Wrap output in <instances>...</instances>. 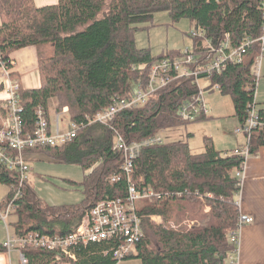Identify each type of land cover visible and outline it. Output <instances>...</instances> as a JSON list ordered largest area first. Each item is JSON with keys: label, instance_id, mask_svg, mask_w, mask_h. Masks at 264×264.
I'll list each match as a JSON object with an SVG mask.
<instances>
[{"label": "trees", "instance_id": "1", "mask_svg": "<svg viewBox=\"0 0 264 264\" xmlns=\"http://www.w3.org/2000/svg\"><path fill=\"white\" fill-rule=\"evenodd\" d=\"M263 6L264 0H56L45 5L34 0H0V65L9 67L11 76L12 52L28 46L36 50L39 86L20 85L26 126L32 124L36 106L47 107L51 97L60 108L68 107L71 120L81 122L108 107L113 96L128 97L144 88L152 64L181 56L179 49L153 55L148 47L135 43L139 24L152 22L155 12L166 11L172 23L186 18L194 29L202 30V37L192 38L198 52L204 51L201 46L208 38L217 42L228 34L232 47L249 40L242 62L227 61L221 73L207 78V86L218 83L220 92L231 96L233 115L240 124L254 101L252 64L260 53ZM0 91L5 93V78ZM198 91L195 77L174 78L157 89L156 98L119 111L108 124H86L61 146L23 150L27 162L47 156L87 170L81 181L84 197L80 204H45L27 176L0 164V183L10 186L0 208L16 205L13 232L67 235L97 201L105 196L124 197L125 177L109 181L111 175L120 173L123 162V153L114 148L117 135L128 143L137 142L206 118L205 114L185 121L178 115L180 106ZM262 105L257 101L264 115V102ZM263 145L264 132H252L249 156ZM243 160L240 155L215 149L211 141L199 153H192L185 141L143 147L134 160L132 179L139 188H150L158 196L137 202L144 236L136 253L127 258L136 257L142 264H234L237 243L228 233L237 227L239 218L235 172ZM151 234L160 247L152 244ZM110 245L107 241L78 245L76 260H56L55 252L42 248L27 247L23 253L26 264H116Z\"/></svg>", "mask_w": 264, "mask_h": 264}, {"label": "built area", "instance_id": "2", "mask_svg": "<svg viewBox=\"0 0 264 264\" xmlns=\"http://www.w3.org/2000/svg\"><path fill=\"white\" fill-rule=\"evenodd\" d=\"M264 18V6H263ZM190 36L202 37L201 29H194ZM228 34L225 39L213 42L211 39H204V51L198 52L192 47H184L180 57L173 59H163L151 65L148 73V82L143 88L136 89L128 97L117 95L111 98L108 107L96 112L92 116H85L84 121L76 122L70 119L68 107H63L60 112L48 109L43 105H37L34 109V119L30 126H26L22 117L24 107L20 96L21 82L18 78L9 75V67L4 64L0 69L5 78V96L0 99V164L10 169L21 172L22 177L27 176L30 170L27 160L23 155V150L38 146H61L70 142L77 134L78 130L86 124L98 122L108 124L121 110L134 109L143 106L149 99L156 95L157 89L166 86L174 78L195 77L199 86V91L189 101L183 103L178 115L182 120L192 121L197 116L205 115L208 112L207 103L204 99L205 91L220 89L218 83L201 87L200 79L210 78L213 74H219L225 68L227 61L242 62L246 51V46L250 43L246 38L236 47L228 43ZM260 53L252 64V75L255 79L254 101L246 109V117L243 123L235 127V133L245 137V142L240 150L233 154L244 158L240 168L235 172L238 179L239 189L241 186L245 161L249 157L248 140L251 133L261 130L264 132V115L260 114L256 100L257 80L260 77L261 61L264 56V24L263 32L260 36ZM200 47V48H201ZM173 72V74H172ZM200 77V75H203ZM54 113L52 114V111ZM163 138L160 134H155L141 141L126 142L117 135L114 148L123 153V162L120 173L110 176V182H116L125 177L127 190L124 197L105 196L96 202L94 206L86 210L77 227L67 235L47 234L38 231L26 234H15L3 243L8 250H17L20 264L27 263V257L23 249L27 247L42 248L55 252V259L68 258L76 259L77 246H85L88 242H111L109 252L112 258L118 262L127 258L136 251V245L142 240L144 233L141 227V217L137 213L136 205L139 200L150 199L158 196L152 189L147 187L139 188L133 181L134 160L139 156L145 146L160 144ZM239 192V190H238ZM237 196V206H240V198ZM20 196L21 193L17 192ZM16 205L8 203L7 212L14 211ZM154 219L157 217H153ZM0 219H4L0 210ZM253 217L248 214L239 213L237 227L228 233L231 241L238 243V231L247 223L253 221ZM5 228L8 230L7 224ZM108 251V250H107ZM107 251H103L106 253ZM233 263H235L233 259Z\"/></svg>", "mask_w": 264, "mask_h": 264}, {"label": "rangeland", "instance_id": "3", "mask_svg": "<svg viewBox=\"0 0 264 264\" xmlns=\"http://www.w3.org/2000/svg\"><path fill=\"white\" fill-rule=\"evenodd\" d=\"M193 30L194 25L188 19L183 18L172 23L168 12L159 11L154 13L152 22L139 24V28L134 34L135 43L138 47H148L153 55L160 54L164 49L182 50L186 46L192 47L193 40L190 33ZM199 84L201 87H205L208 82L205 79H200ZM154 98L156 95L152 96L149 101ZM204 99L208 107L207 117L160 131L158 134L161 135L164 142L185 141L192 153L204 151L210 141L213 142V146L217 150L229 151L237 147L238 140L242 141L243 135L236 134L234 131L239 122L233 115L231 96L222 94L217 89L205 91ZM256 100L259 102L264 100V56L261 61L260 77L257 80ZM47 107L60 112L65 106L60 108L57 100L51 97L47 102ZM233 152L229 154H233ZM28 165L30 167L27 172L28 182L43 203L48 205L81 203L84 197L81 181L88 172L87 170L78 164L64 163L47 156L29 161ZM9 189V185L0 183V203ZM0 210L4 216L3 220L0 219V235L4 238L3 243H5L8 237L11 238L15 235L11 221H15L17 216L12 211L7 212L6 206ZM155 220L159 221L158 218ZM5 223L8 230L5 228ZM150 239L154 246L160 247L154 234H151ZM3 248L8 252L13 250H8L5 246ZM16 257L17 254L14 253V260Z\"/></svg>", "mask_w": 264, "mask_h": 264}, {"label": "crops", "instance_id": "4", "mask_svg": "<svg viewBox=\"0 0 264 264\" xmlns=\"http://www.w3.org/2000/svg\"><path fill=\"white\" fill-rule=\"evenodd\" d=\"M34 2L37 5H45L53 4L56 0H34ZM11 56L13 60L11 76L19 78L25 88L39 86L35 48L28 46L12 52ZM3 80L4 75L0 69V84ZM4 96L5 93L0 91V98ZM263 102L264 100L260 102L261 106H263ZM238 141L239 144L236 148L227 150L229 153L242 148L244 138L242 141L241 139ZM211 143L213 146L212 141ZM238 196L240 198L239 211L252 216L254 220L239 229L238 244L233 259L236 264H264V145L259 148L257 154L250 155L246 159ZM3 241L4 238L0 235V244H3ZM14 253L17 254L15 260ZM135 253L136 251L133 252V254ZM0 264H20L17 250L11 252L5 249L0 250ZM116 264L142 263L136 257H129L116 262Z\"/></svg>", "mask_w": 264, "mask_h": 264}]
</instances>
